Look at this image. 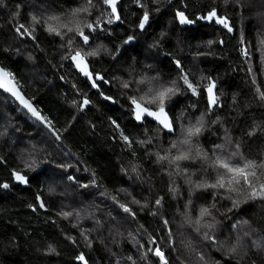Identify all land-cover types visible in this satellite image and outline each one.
Segmentation results:
<instances>
[{
  "label": "trees",
  "instance_id": "1",
  "mask_svg": "<svg viewBox=\"0 0 264 264\" xmlns=\"http://www.w3.org/2000/svg\"><path fill=\"white\" fill-rule=\"evenodd\" d=\"M253 1L254 5L259 2ZM224 2L140 0L138 4L123 0L118 7L121 21L116 24L113 17L108 23L110 10L103 0H93L90 11L75 18L81 27L99 21L95 32L89 34L83 28L89 35L84 45L75 30L64 35L66 30L61 28L62 35L57 36L46 30V22L51 16L68 21L85 0H0V65L59 135L57 139L0 91V264H82L77 258L80 254L88 264H160L149 251L157 246L168 264H264V199H245L246 190L243 195L222 192L241 201L232 207V200L222 195L213 200L214 191L199 197L192 194L194 205L216 204L215 245L184 224L185 195H180L184 177L170 178L163 170L166 164H157L154 155L146 154L162 152L177 133L167 135L149 120L136 121L129 102L134 93L119 82L132 64L162 82L176 81L178 96L166 105L174 124L175 116L183 111L191 119L204 114L207 126L217 131L215 139L209 133L199 139L204 149L224 143L227 129L232 141L229 150L239 144L246 158L264 159V101L256 93L257 85L264 90V73L255 35L264 20L261 23L259 17L243 25L240 13ZM213 9L227 18L232 31L215 19H199ZM145 10L149 21L141 30L138 24ZM257 10L263 13L264 6ZM178 11L195 23L181 25ZM32 16L40 23L34 24ZM20 24L31 35L24 29L18 32ZM129 36L134 39L124 43ZM70 38L71 48L67 45ZM93 42H102L107 49L102 57L86 58L94 76L104 77L96 81L99 91L71 62L75 51L83 49L84 54ZM244 49L255 53L251 72L252 55L246 57ZM182 74L197 87V94L183 85ZM212 81L218 86V105L209 111L206 87ZM85 96L90 103L82 107ZM214 120L220 126H214ZM121 132L132 140L131 145ZM149 137L152 144L137 143ZM32 161L35 164L29 167ZM196 163L184 166L195 171L194 176L203 175L201 162ZM16 172L29 178L28 187L15 183ZM158 198H162L159 205ZM66 202L82 203L77 217L63 216ZM120 204L129 206L135 216L124 212ZM238 236L240 245L235 252L229 251ZM50 245L55 252H49Z\"/></svg>",
  "mask_w": 264,
  "mask_h": 264
},
{
  "label": "snow or ice",
  "instance_id": "2",
  "mask_svg": "<svg viewBox=\"0 0 264 264\" xmlns=\"http://www.w3.org/2000/svg\"><path fill=\"white\" fill-rule=\"evenodd\" d=\"M119 0H103V3L108 5L111 9L109 16L110 19L108 23H112V17L115 20L120 19V14L117 10V4ZM169 4L173 2V0H167ZM137 3H140V0H137ZM93 0H85L84 6L73 10L71 13V19L66 22H61L60 17L51 16L48 18L47 23V31L49 33H55L57 36H61L62 33L60 29H65L66 32L64 35L71 33L75 30L78 36L82 38V42L84 45L89 43V35H86L83 28L81 27V22L78 19H75L79 13L89 12L90 8L93 7ZM141 8H145L144 4H140ZM159 11V9H156ZM18 15V13H17ZM177 17L181 24H193L194 20L189 19L187 15L183 11H178L176 13ZM215 18L216 23L222 24L228 31H232L231 26L228 23L226 17H222L217 14L215 9L209 11L206 16H202L199 19L207 20L211 22ZM32 22L34 24H39L40 21L37 17L32 16ZM149 21V12L147 10L143 11L142 19L138 24V27L143 30L145 25ZM99 26V21H95L94 23H87L84 25L87 29H89V34L91 32L96 31V27ZM24 29L25 32H28V29L25 28L24 24H20L16 29L18 32ZM34 31V29H33ZM31 35V32H28ZM34 38V37H33ZM134 39V37L129 36L124 43H129ZM264 43V42H262ZM69 48L72 45V39L70 38L67 42ZM83 49L75 51V54L71 56V59L75 62V66L84 74V76L88 77L89 80L92 81L93 87H98L96 81L104 80L103 76L96 75L95 79H93V73L90 72L88 62L86 57H97L100 54V49H94L83 52ZM243 54L251 59L249 52L247 49L243 50ZM261 63L264 64V53H262ZM179 66V62H177ZM252 69L249 68V72ZM183 73V69H181ZM180 80H182L183 85L186 86L187 89L191 90L193 94H197V87L188 79L186 74H182L180 76ZM107 82V81H105ZM253 83H256V78L253 76ZM123 87L125 89H130L133 87L132 82H124ZM216 87L215 82H211L206 87V93L208 97V102L211 106H217L218 98L214 93V88ZM0 89L7 91L12 94L25 108H27L33 116H35L41 122H45V118L40 115V113L32 107V105L26 100L20 92L17 90V86L12 79V74L8 71H5L2 67H0ZM135 92L139 93V95H132L129 97L130 105L132 106V111L134 114V118L136 121L141 123L144 122L145 117H150L154 121H156L159 125L158 131L167 130L168 133L174 134L177 129L173 125V119L169 116L168 111H166V101H168L171 97L175 96L179 92V88L177 87L176 81H171L170 83H165L160 81L159 77H150L147 75H142L138 80H135V88L133 89ZM256 93L260 100L264 101V90L257 85ZM106 100L111 99V97L105 96ZM90 103L89 99L85 96L81 101V106H86ZM149 105H156L155 108L149 107ZM213 124L217 123V121H212ZM113 124H116L113 121ZM205 115L201 114L196 118L195 122L189 120L187 124H181L179 129V136L175 140H169L168 146L162 148L161 150H157L154 153L149 152L147 155H154L157 164H166V170L169 177H173L175 175H180L184 177V182L191 186L192 190H207V189H215L224 190V193H237L238 195H243L244 191H247V196L245 199H264V159L256 160L246 158L243 153L239 151V144L234 146L235 150H229V146H231L232 141L231 137L227 134V129H225L224 143H217L210 150L204 149L202 144L199 141V137L205 129ZM50 126V125H49ZM117 128L119 125H116ZM53 134L56 135L55 130H53ZM254 133H249V135H253ZM123 140L131 145L133 142L129 139L127 135H124L123 132L120 133ZM56 138L59 139V135H56ZM137 143L141 145L152 144V138L149 137L146 140L137 141ZM211 152V155L209 154ZM238 158V159H237ZM197 160L201 162V171L205 174L207 170L210 168L215 172L214 182H209L207 179H201L199 181L193 182L191 176L189 175V169L187 167H182V162H192L195 163ZM35 164V161H32L28 166L31 167ZM135 171V169H134ZM192 175H195V171L192 172ZM15 180L21 184L28 183V177L26 175L21 174L20 172L14 173ZM172 183H175L173 180ZM9 185L4 184L3 187L7 188ZM87 187V185H84ZM169 191L175 193L177 191L176 188H169ZM192 193L190 192V195ZM217 192L213 193V200H215V196ZM175 198V197H174ZM222 198H227L232 200V207H238L241 201L239 199L233 198L232 196L222 195ZM162 198H158L156 200V204L159 205L161 203ZM134 203H139V201H133ZM192 204L191 199L187 201L185 204L186 211L181 213L184 217V224L193 228V230L200 234L204 240L210 241L212 244H217V237L214 234V230L216 228L217 223L219 221L216 220L215 215L213 214V209L216 208V204L213 203L210 206H201L198 210V215L193 217L191 215V211L189 210L190 205ZM120 208L123 209L124 212L135 216V213L132 209L125 205L120 204ZM40 207H44L43 202H41ZM231 211V208L228 209ZM70 215L68 212H64L63 216L67 218ZM165 225L168 224V221H164ZM243 224H247L248 221H242ZM233 227H236L234 224ZM202 229L204 231H202ZM171 230H169V236H171ZM245 236L248 235L247 232L244 233ZM240 237H237L236 243L232 245L229 249L231 252H235L237 247L240 245ZM155 243V240L152 241ZM225 242H220L223 245ZM55 248L51 245L49 246V252H55ZM149 251L156 257L159 258L160 264H168V260L165 257V254L161 249L157 246L154 249H149ZM147 256V253L145 254ZM78 260L82 262V264H88V260L85 258L83 254H80ZM131 259V257H129ZM202 260L203 257L201 256ZM135 264V261H133Z\"/></svg>",
  "mask_w": 264,
  "mask_h": 264
},
{
  "label": "rangeland",
  "instance_id": "3",
  "mask_svg": "<svg viewBox=\"0 0 264 264\" xmlns=\"http://www.w3.org/2000/svg\"><path fill=\"white\" fill-rule=\"evenodd\" d=\"M262 5L264 6V3L261 2V0H259V2H256L255 5H254V1L253 0H225V2H224V6L225 7H228V8L231 7V9L233 8L235 10V12L240 13L239 17L241 16V20L243 22V25H245L246 23L249 24L251 21H255L256 22L259 17L261 18L260 21L262 23V21L264 20V12L262 13L261 11L257 10L258 8H261ZM253 6H254V12H251V10H253ZM245 8H246V10H245ZM250 14H252L251 17H250ZM214 19L215 18H213V20ZM260 21H259V23H260ZM82 28H85V27H82ZM244 29H245V27H244ZM255 35H256V41H257V53L256 54H258V56H259V62H260L261 68H262V72L264 73V64L261 63L262 53H264V43H262V42H264V25H263V23L257 29ZM242 39L244 40V32L242 33ZM90 46H89L90 48H87V51L99 48L100 49V54H99L100 57H102L103 55H105V53H107L106 52L107 49H105V46L102 44V42H93L92 45H90ZM250 55H252V59L249 62V66H250V68L253 71V67H254V58L253 57H255V53L252 52ZM86 58L93 59V57H86ZM125 73H128V75L127 76H123V79L119 80L121 86L123 87V83L124 82H132L133 87L130 88V89L133 91L134 95L138 96L139 93H137V92H135L133 90L135 88V80H138L142 75L149 76L148 74L150 72L148 70H146L145 68L141 69L137 65L132 64V68L127 69V71ZM150 77H153V76H150ZM120 78H121V76H119V79ZM176 84H177V82H176ZM178 86H179V84H177V87ZM177 96H178V93L175 96L171 97L168 101H166V105L169 106L170 103L173 102L176 99ZM205 118H206V116H205ZM174 120H175V124H176V128H177V132H176L177 133L176 134V138H177L179 136V134H180L179 133V129H180L181 124H187V122L189 120H191L192 122H195L196 118L191 119V117L188 115V113L183 111V112L179 113L177 116H175ZM214 126H220V124L216 123ZM210 128H213V127H210L209 125L207 126V123H206L205 124V129H204V131L202 132V134L200 135V137L198 139L201 140L203 135L207 134V133L210 134L211 138L215 139L217 137L215 135L217 133V131L215 130V128H213L212 132H209ZM215 131H216V133H214ZM175 139H173V140H175ZM185 163H191L192 165L197 164L196 162L195 163L182 162V167H187V166H184ZM187 168L190 169L189 167H187ZM192 172H193V170H189V175L191 176V179L193 180V182L199 181L202 178L203 179H207L209 182H211V180L214 179L213 177L215 176V172L212 169H210V168L207 170V173L206 174L204 173L203 175L197 174L196 176H194V175H192ZM221 190L222 189H219V190H215V189L203 190V189H201V190L193 191L190 185L184 184L182 186V190H181V194H180L182 196L185 195V196L182 197L183 200H184L183 201V206L184 207L182 209H185V204L187 203V201L189 199H191L192 204L190 205V208H189V210L191 211V215L192 216L198 215V210L203 205H200V204L194 205V201H193V197L194 196H192V194H195V196L198 195V197H199L200 195H204V194L206 195L207 193L211 194V192L214 191V192L218 193L217 195H224V194H222V192L224 193V190L223 191H221ZM190 192L192 193L191 195H190ZM67 195L71 196L68 193V190H67ZM81 204L82 203L76 204L75 202H72L70 204L69 202H66V203L62 204V211L70 213V215L68 217H72V216L77 217V215H78L77 213L80 210L79 206H82ZM181 206H182V204H181ZM208 206H210V205H208ZM191 208H193V209H191ZM215 210H217V207L215 208ZM212 211H214V210H212ZM214 215H218V211L214 212ZM89 220H90V218H89Z\"/></svg>",
  "mask_w": 264,
  "mask_h": 264
},
{
  "label": "water",
  "instance_id": "4",
  "mask_svg": "<svg viewBox=\"0 0 264 264\" xmlns=\"http://www.w3.org/2000/svg\"><path fill=\"white\" fill-rule=\"evenodd\" d=\"M123 0H119V2H118V4H117V10H118V12H119V5H120V3L122 2ZM108 6V5H107ZM109 8V7H108ZM109 10L111 11V9L109 8ZM120 14V13H119ZM113 19H114V22L116 23V24H118V23H120V21H121V16H120V19L119 20H115V18L113 17ZM71 62L73 63V65H74V69L83 77V78H86V79H88V77H86V76H84V74L82 73V72H80V70L75 66V62L71 59ZM88 62V61H87ZM88 66H89V71L90 72H92V70H91V66H90V64H89V62H88ZM0 67H2L1 65H0ZM3 68V67H2ZM4 69V68H3ZM5 70V69H4ZM5 71H7V70H5ZM93 73V72H92ZM12 79H13V77H12ZM93 79H95V76H94V74H93ZM13 81H14V83L16 84V86H17V90L20 92V94L26 99V100H28V102L32 105V107L33 108H35L37 111H38V109L36 108V106L26 97V95L22 92V90H21V88L19 87V85L16 83V81L13 79ZM88 81H89V83L92 85V81L91 80H89L88 79ZM213 82V81H212ZM215 85H216V87L214 88V93H215V95L217 96V98H218V95H217V89H218V86H217V84L215 83ZM93 87V86H92ZM95 90H97V91H99L100 90V88H99V86L98 87H93ZM0 91L2 92V93H4V94H6V95H8V96H10L23 110H25L31 117H33L37 122H39L40 124H42L46 129H48L52 134H53V129L48 125V123L45 121V122H41V120H38L35 116H33L32 115V113L27 109V108H25L14 96H12V94L11 93H9V92H7V91H4L3 89H0ZM207 94V93H206ZM105 97V96H104ZM105 99V98H104ZM106 100V99H105ZM207 100H208V97H207ZM106 101H109V102H111V103H114V100L113 99H107ZM208 104H209V102H208ZM217 105H218V103H217ZM217 106H211V111H213L215 108H216ZM209 108H210V105H209ZM167 111V110H166ZM39 112V111H38ZM40 113V112H39ZM168 114H169V112H168ZM40 115H41V113H40ZM41 116H43V115H41ZM169 116L171 117V115L169 114ZM172 118V117H171ZM145 120H149V121H151V122H153V123H155L158 127H159V125H158V123L156 122V121H154L152 118H150V117H145ZM144 120V121H145ZM139 122V121H138ZM141 123V122H140ZM173 125H174V127H175V124H174V121H173ZM167 135H174V134H170V133H168L167 132V130H163ZM54 135V134H53ZM57 135V134H56ZM56 135H54L55 137H56ZM14 181H15V183L16 184H19V185H22V186H24V187H28L29 186V178H28V183L27 184H21V183H19L18 181H16L15 180V177H14Z\"/></svg>",
  "mask_w": 264,
  "mask_h": 264
}]
</instances>
